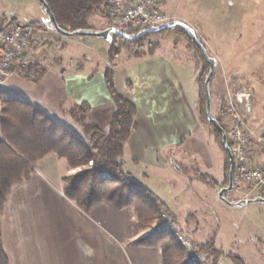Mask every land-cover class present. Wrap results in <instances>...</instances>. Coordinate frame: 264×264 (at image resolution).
Here are the masks:
<instances>
[{"label":"crops","instance_id":"0c3cea01","mask_svg":"<svg viewBox=\"0 0 264 264\" xmlns=\"http://www.w3.org/2000/svg\"><path fill=\"white\" fill-rule=\"evenodd\" d=\"M247 5L246 0L245 2L241 0L239 4L243 10L247 9ZM249 6L252 7L251 1ZM221 16L224 20L217 19L215 31L218 35H228L227 44L232 52L234 49L232 35H235L238 24L242 22L239 16H244V13L225 9L218 14L219 18ZM44 32H42L44 39L46 36L55 37L53 32L46 30ZM75 37L80 36H64V39L73 41L77 39ZM39 46L35 44L29 49V55L36 64H41V61H36ZM120 57L121 53L113 63L107 60L106 68L112 69L114 85L120 95L136 107L135 128L124 145L122 157L124 169L134 182L153 193L165 204L175 224L190 238L195 247L202 245L206 242L196 240L201 241L199 225L201 219L205 218L204 211L207 210L204 208L202 196L199 197L197 193L209 186L197 177L191 193L190 183L179 164L180 161L187 162L194 156L201 161L205 160L196 151L193 155L186 151L191 144L194 130L200 132L196 113L198 96L196 74L190 77L189 82L184 77L181 79L178 72L182 69L176 71L173 68V59L156 52L152 56L139 59L129 56L124 61L126 70L120 79L114 70L115 62L117 63ZM88 59L87 55L84 62H79L78 65L73 62L71 66H66L67 69L56 66L59 75H54L56 72L52 73L50 70L48 72L47 69L42 75V79H55L57 87L65 91L62 96H68L69 102L59 97V93L47 89V85L42 81L39 80L37 85L23 79L20 71L11 74L5 82L8 83V87H0V101L9 97L7 89L18 85L31 102L65 127L74 129L73 132L77 136H81L80 128L73 122L69 123L70 128L68 126L70 117H65L64 114L73 106L85 103L88 106L87 120L98 128L107 130L115 107L105 96L107 90L104 76L103 80H98V83L94 84L91 72L93 69L85 66L90 60ZM212 77L213 82L214 72ZM118 83L123 90L122 93L117 88ZM95 94L100 95L108 106L94 105L92 97ZM188 94L194 98L192 105L187 100ZM152 96L165 99L157 102L146 101ZM166 105L168 113L175 107L178 108V112H184L182 109L184 105L185 111L190 114L193 127L188 128L187 137L177 141L171 136V131L174 133V130H171L170 134L166 133V124L164 120L157 118L159 112H156L165 109ZM168 127L174 126L168 124ZM174 152L178 154L173 156ZM261 159V156H257V160ZM59 161L54 154L45 156L34 166V173L30 178L13 186L9 194L0 217L2 247L9 264H162L159 249L137 244L139 240L148 236V229L140 230L136 227L132 208L115 212L107 205H99L89 213H84L67 200L62 194L61 178L75 173L77 169H71L66 164L63 171L59 172ZM172 187L178 192L177 202L169 196ZM209 188L220 202L231 206L219 197L221 189ZM160 189L167 190L168 196L161 195ZM179 192L185 193L184 196ZM228 200L233 202L231 199ZM211 241L214 248L219 251L215 241ZM239 261L245 264L242 259Z\"/></svg>","mask_w":264,"mask_h":264},{"label":"rangeland","instance_id":"374dc122","mask_svg":"<svg viewBox=\"0 0 264 264\" xmlns=\"http://www.w3.org/2000/svg\"><path fill=\"white\" fill-rule=\"evenodd\" d=\"M160 1L162 9L169 17L168 23L181 22L189 26L195 32L198 42L202 45L208 57L213 63L215 61L214 68L216 70H214V79L212 85H210V88L212 86V90L210 91L211 118L222 117L226 126V132H224L227 134L228 120L223 111L224 107L231 102L236 106L248 130H253L256 135L263 133L264 46L262 47V45H264V0H246L248 5L246 6L247 9L244 10L239 6L241 0ZM250 1L252 2V7L249 6ZM225 9L235 11V13H244V16H239L242 22L238 24L235 35H232L234 37L232 43L234 49L232 52L227 44L228 35H218L215 31L217 19L224 20L223 16L219 18L218 14ZM102 11L95 12L88 21L95 32H103L108 28H116L120 31L125 29L122 24L109 23L104 9ZM7 21L30 22L36 26L39 32H44L45 30L53 32L49 25L48 16L37 0H0V24ZM182 35L165 33L153 36L149 41L159 44V48H157L155 53L160 52L162 56L172 58L174 62L173 68L176 71L181 68L182 70L178 72L181 75V79L184 77L189 82L190 77L195 76V66L192 60L194 55L193 51L187 48L190 46L186 38L188 35L183 33ZM113 37L114 33H109L106 38L75 37L77 39L67 41L68 39H64V36L55 33V37L46 36L42 40L38 48L36 61H41L40 63L43 64L42 67L45 70H50L52 73L56 72L53 74L59 75L56 66L67 69L68 67L66 66H71L73 62L76 63L75 65H78L79 62H84L88 55L90 60L88 59L89 62H86L85 66L92 67L93 82L97 84L98 80H103L108 46L112 43ZM129 49L130 47L127 50L123 49L119 61L115 62L114 70L118 74V78L125 74L126 66L124 65V61L131 56ZM69 59L73 61H69ZM32 63L36 62L32 61ZM42 78L39 80L47 85V89L53 93H59V97H63L62 95L65 91L57 87L55 79L48 80L47 78ZM38 82L34 84L38 85ZM7 85L8 83H5L0 87H8ZM117 88L121 93L123 92L119 83L117 84ZM7 92L9 93L8 98L26 99L31 102V99H28L22 92V88L18 85L11 86V89H7ZM105 96L109 102H112L106 91ZM62 99L69 102L68 96ZM163 99L165 98L152 96L146 101L150 102L154 100L157 102ZM174 99L176 98L174 97ZM187 100L192 105L194 98L188 94ZM92 103L96 106H108L105 100L97 94L92 97ZM33 104L36 105L35 103ZM167 107L168 105L163 110H155L159 112L157 118L164 120L167 134H170V131L174 130V133L171 131V136L179 141L187 137L188 128L193 127V124L191 125L190 114H188V111H185L184 105L182 106L184 112H178V108L175 107L172 112L168 113ZM64 116L70 117L68 112ZM99 121L103 120L99 119ZM71 122L74 123L70 117V122H68L70 128L69 123ZM168 124H172L174 127L169 128ZM71 131H74V129ZM191 136V144L186 149L187 153L193 155L196 151L205 160L201 161L194 156L190 157V160L187 162H179L184 176L187 177L186 179L190 183L189 191L191 192L195 187L193 182L196 181L197 177L204 180L205 185L212 189L226 188L221 186L229 170L226 165L225 153L214 142L207 128L201 123L200 132L198 133L197 130H194ZM253 140L255 141V139ZM177 154L178 152H174L173 156ZM59 160L61 165L58 164V169L59 172H62L63 166L67 163L63 159ZM78 171L77 169L76 172ZM209 187H205V189L197 193L199 197L202 196L203 205L207 211H204L205 218L201 219L199 225L201 241H196L202 243L211 240L215 241L217 247L220 249V255L216 258L217 264H241L240 259L245 264H264V203L254 201L239 206H228L220 202L218 197L210 192ZM171 190H169L171 194L167 190L160 189L159 191H161L160 193L163 196H168L169 194L173 198V201L177 202L178 192L175 187H172ZM156 193L158 196V192ZM179 194L184 196L185 193L181 194L179 192ZM224 195L227 198L225 200L228 202L230 201L228 199L238 202V200L258 198L254 194V197L244 199L243 195L235 193L233 189Z\"/></svg>","mask_w":264,"mask_h":264},{"label":"trees","instance_id":"16d2710c","mask_svg":"<svg viewBox=\"0 0 264 264\" xmlns=\"http://www.w3.org/2000/svg\"><path fill=\"white\" fill-rule=\"evenodd\" d=\"M42 1L50 9L61 33H57L49 23L53 32L71 37L82 32H95L88 21L95 12H103L105 0ZM40 5L42 6L41 3ZM143 31L122 30L128 35H137ZM165 33L188 35L185 36L190 43L187 48L193 51L195 82L198 87L196 100L198 120L225 153L229 169L227 154L221 145V135L205 118L204 81L209 73V64L188 30L182 27L163 29L133 40L114 34L107 60L113 63L121 51L127 50L128 47L133 58L152 56L159 48V44L149 39ZM28 72H33L34 77L29 79ZM45 73L44 67L31 63L21 72V77L35 83ZM212 78L208 83V90ZM104 84L115 107L107 130L100 129L87 120L88 106L85 103L77 104L68 111L74 123L80 128L81 136H77L26 99L7 98L0 101V217L13 186L28 180L34 173L36 163L51 153L63 159L71 169H79L78 172L61 178V189L63 196L82 212L89 213L99 205H107L115 212L132 208L136 227L140 230L151 228L161 212L170 213L162 201L134 182L125 171L122 161L124 145L135 128L136 107L115 88L111 68L104 70ZM209 96L211 98L210 91ZM215 120L226 132L222 117L219 116ZM227 185L228 173L221 186ZM223 198L227 200L225 195ZM137 244L159 249L162 264H182L186 257L184 248L169 232L145 236ZM196 248L213 256L215 260L220 255L214 248L213 241L197 245ZM0 264H9L2 247L1 230Z\"/></svg>","mask_w":264,"mask_h":264},{"label":"built area","instance_id":"2783aa9c","mask_svg":"<svg viewBox=\"0 0 264 264\" xmlns=\"http://www.w3.org/2000/svg\"><path fill=\"white\" fill-rule=\"evenodd\" d=\"M104 11L110 22L122 24L124 30L145 31L169 22L160 0H105ZM43 39L42 32L30 22L7 21L0 24V86L13 72H22L29 67L32 63L29 49L32 45H40ZM27 76L31 79L34 73L28 72ZM223 112L228 120L226 139L233 160L232 189L244 199L255 195L264 199V132L256 135L253 130H248L231 102ZM257 156L262 159L257 160ZM161 232L171 233L184 248L186 257L182 264H217L213 256L198 251L166 212L160 213L147 235Z\"/></svg>","mask_w":264,"mask_h":264},{"label":"water","instance_id":"95a60500","mask_svg":"<svg viewBox=\"0 0 264 264\" xmlns=\"http://www.w3.org/2000/svg\"><path fill=\"white\" fill-rule=\"evenodd\" d=\"M40 3L42 4L44 11L46 13V15L48 16L49 19V23L52 25V27L56 30L57 33H61L60 30L58 29L54 17L50 11V9L48 8V6L42 1L39 0ZM176 27H182L185 28L186 30H188L191 34V37L193 38L194 42L197 44V46L201 49L202 54L204 55V57L206 58L208 64H209V73L204 81V92H205V97H206V106H205V118L207 120L208 123L212 124L216 130H218V132L221 135V145L223 147V149L225 150L226 154H227V158H228V166H229V170H228V185L226 188H222L219 192V197L225 201L226 203L230 204L231 206H239V205H244L247 203H251V202H261L264 203V199L263 198H256V199H252V200H242V201H238V202H228L223 198V195L226 192H230L232 190V175H233V160H232V155L230 152V148L228 146L227 140H226V133L224 132V130L220 127V125L218 124V122L211 118L210 116V96H209V90H208V83L213 75L214 72V64L213 61L208 57L206 51L204 50V48L202 47V45L198 42L195 32L187 25L181 23V22H170L168 24H163L160 26H157L155 28H151L148 30H145L137 35H128L125 34L124 32L116 29V28H108L106 30H104L103 32H82V33H78L75 36H80V37H100V38H106L107 35L109 33H114L117 34L119 36H122L126 39L129 40H133L136 39L138 37H142L146 34H150L156 31H160L163 29H171V28H176Z\"/></svg>","mask_w":264,"mask_h":264}]
</instances>
